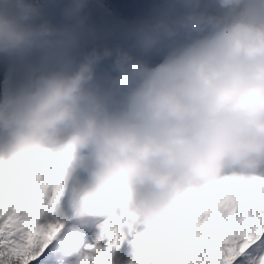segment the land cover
<instances>
[{
    "label": "clouds",
    "instance_id": "9594fccd",
    "mask_svg": "<svg viewBox=\"0 0 264 264\" xmlns=\"http://www.w3.org/2000/svg\"><path fill=\"white\" fill-rule=\"evenodd\" d=\"M91 8L0 0V175L60 168L64 264L116 218L142 229L135 264H153L225 175H264V0H160L115 37Z\"/></svg>",
    "mask_w": 264,
    "mask_h": 264
},
{
    "label": "snow or ice",
    "instance_id": "6c2138e0",
    "mask_svg": "<svg viewBox=\"0 0 264 264\" xmlns=\"http://www.w3.org/2000/svg\"><path fill=\"white\" fill-rule=\"evenodd\" d=\"M63 191L54 161L0 175V264H64L54 214ZM101 228L108 243L89 244L81 264H112L125 234L118 218ZM149 255L153 264H264V175H225L187 209L183 246Z\"/></svg>",
    "mask_w": 264,
    "mask_h": 264
},
{
    "label": "rangeland",
    "instance_id": "374dc122",
    "mask_svg": "<svg viewBox=\"0 0 264 264\" xmlns=\"http://www.w3.org/2000/svg\"><path fill=\"white\" fill-rule=\"evenodd\" d=\"M45 5H49L51 0H40ZM145 4L147 6V0H145ZM92 5L91 8V18L89 20L90 27L94 30V32L98 36L108 35L109 37H115L118 35V29L123 26L126 20H119L112 15V9L109 5L106 4L105 0H89ZM137 2V1H136ZM49 11L54 13L55 9L49 8ZM147 11V9H142L140 14ZM111 16V17H110ZM54 214L57 218H59L58 213L54 210ZM46 216L51 214L46 213ZM43 223V219L41 220ZM138 229V228H137ZM136 229V230H137ZM123 232L126 234V238L122 240L119 248L114 250L112 255V264H135L133 253H134V245L132 241L134 237L139 232L135 231L132 234H127V228L123 229ZM95 240L91 235H86L80 247L83 249L86 245L94 244ZM108 243V237L100 242V246H105ZM126 261V262H125Z\"/></svg>",
    "mask_w": 264,
    "mask_h": 264
},
{
    "label": "bare ground",
    "instance_id": "6f19581e",
    "mask_svg": "<svg viewBox=\"0 0 264 264\" xmlns=\"http://www.w3.org/2000/svg\"><path fill=\"white\" fill-rule=\"evenodd\" d=\"M136 1H138V5L142 8L144 6V0H126V2L128 4H131V3H135ZM156 1V3L160 2V0H152V2ZM40 3H43L39 0ZM136 9L138 10V8L136 7ZM137 13V12H136ZM136 16H138V14L134 15L133 17H131L129 20H127L126 22H129L131 21L133 18H135ZM6 79V74L3 72V70L0 69V93L3 92V88H4V83H3V80ZM142 231V229H138L137 232H140ZM126 262V261H125ZM122 264H125V263H122Z\"/></svg>",
    "mask_w": 264,
    "mask_h": 264
}]
</instances>
